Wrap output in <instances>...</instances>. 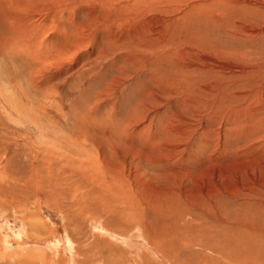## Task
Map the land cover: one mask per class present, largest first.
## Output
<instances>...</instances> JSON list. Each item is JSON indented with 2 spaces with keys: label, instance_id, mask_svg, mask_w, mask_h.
Wrapping results in <instances>:
<instances>
[{
  "label": "rangeland",
  "instance_id": "1",
  "mask_svg": "<svg viewBox=\"0 0 264 264\" xmlns=\"http://www.w3.org/2000/svg\"><path fill=\"white\" fill-rule=\"evenodd\" d=\"M0 264H264V0H0Z\"/></svg>",
  "mask_w": 264,
  "mask_h": 264
},
{
  "label": "bare ground",
  "instance_id": "2",
  "mask_svg": "<svg viewBox=\"0 0 264 264\" xmlns=\"http://www.w3.org/2000/svg\"><path fill=\"white\" fill-rule=\"evenodd\" d=\"M33 5H34V4H33ZM38 9H39V8H38ZM23 26H24V25H23ZM23 26H22V27H23ZM19 28H20V27H19ZM25 28H26V27H25ZM27 28H28V27H27ZM34 28H35V27H34ZM25 31H26V29H25ZM29 32H30V31H29ZM30 34H31V33H30ZM32 34H33V33H32ZM25 41H26V40H25ZM30 49H31V48H30ZM17 232H18V231H17ZM21 232H22V231H21ZM18 233H19V232H18ZM22 233H23V232H22ZM22 233H21V234H22Z\"/></svg>",
  "mask_w": 264,
  "mask_h": 264
}]
</instances>
